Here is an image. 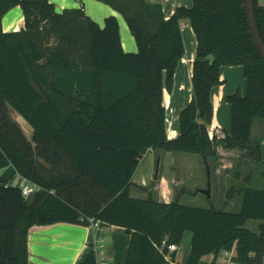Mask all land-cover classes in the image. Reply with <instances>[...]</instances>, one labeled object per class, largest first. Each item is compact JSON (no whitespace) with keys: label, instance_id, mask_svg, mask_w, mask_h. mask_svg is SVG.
<instances>
[{"label":"trees","instance_id":"obj_1","mask_svg":"<svg viewBox=\"0 0 264 264\" xmlns=\"http://www.w3.org/2000/svg\"><path fill=\"white\" fill-rule=\"evenodd\" d=\"M121 12L137 42L125 51L119 20L104 26L84 7L56 10L51 0H0V264H29L28 234L35 225L69 222L117 225L131 235L125 264H172L164 241L180 246L192 235L184 264H215L235 249L239 264H264V188L231 186L239 208L167 203L152 193L131 194L133 176L149 149L200 154L208 173L219 148L241 149L262 162L254 120L264 119V59L250 33L244 0H193L166 17L146 0H100ZM264 41V7L254 0ZM20 5L25 27L4 31L2 20ZM196 37L193 97L169 138L164 89L171 90L185 55L182 21ZM224 65H241L247 93L227 97L232 127L211 137L213 95ZM33 127L30 140L10 108ZM40 187L24 196L15 174ZM210 174V173H209ZM250 180V177L247 178ZM262 221L259 232L246 226ZM213 254L212 261H204ZM77 264H98L94 248Z\"/></svg>","mask_w":264,"mask_h":264},{"label":"crops","instance_id":"obj_2","mask_svg":"<svg viewBox=\"0 0 264 264\" xmlns=\"http://www.w3.org/2000/svg\"><path fill=\"white\" fill-rule=\"evenodd\" d=\"M146 1L152 4H161L167 18L173 15L180 6H193V0ZM51 2L55 4L56 10L59 12L65 8L83 6L86 13L102 27L105 24L106 17L115 15L119 20L121 40L125 51H137L136 39L124 15L112 5L100 0H51ZM259 4L264 7V0H259ZM2 25L4 31L20 30L25 27V17L20 5H17L6 13L3 17ZM182 29L186 52L177 66L172 89H164V104L167 111L169 138H175L179 135L180 112L193 97L192 74L197 49V37L189 20L182 21ZM220 80L222 83L214 89V116L210 127V134L211 136L216 134L223 137L232 127V108L227 97L238 88L241 89L243 94H246L247 78L241 65H224L221 68ZM14 119L18 123H21L16 118ZM30 132L32 136L34 133L33 128ZM263 134L264 121L258 120L257 122L255 119L252 135L254 141L261 142L264 161V141H261L262 136L264 138ZM27 136L31 137L28 134ZM219 156L221 159L223 156H230L231 158L242 157L240 161L241 166L238 170L239 173H235V178L238 179L239 177L240 181L245 179L246 175L250 173L243 171V169H246V164L251 160L252 162L255 161L253 158L245 156L244 152L238 148L224 149L220 147ZM182 162L173 151L147 150L141 158L139 167L133 176L134 184L131 188V194L134 197L147 198L149 193H152L159 201L171 202L176 198V189L184 185L189 186V181L180 180L178 175L174 177L168 176L163 170L175 169L176 172L182 167ZM225 165H230V163H226ZM9 170L11 173L14 171L15 174L13 166H9ZM250 171H252L251 168ZM2 175L9 178L3 172ZM15 177L19 178L20 176L16 175ZM250 182L249 180L248 184ZM248 184H239V186L242 187ZM239 205L240 199H237L236 209L239 208ZM261 223L262 221L260 220V225ZM130 238L131 235L125 232V228L117 225L103 226L100 223V231H96L91 224L56 222L49 225H35L30 228L28 234L29 264H77L86 257L91 248L97 251L98 262L106 260L109 264H125ZM122 239L126 241L124 242ZM223 253L225 255V251ZM177 255L176 252V260L173 264H182L177 261ZM212 260L208 259L204 261L210 262Z\"/></svg>","mask_w":264,"mask_h":264},{"label":"rangeland","instance_id":"obj_3","mask_svg":"<svg viewBox=\"0 0 264 264\" xmlns=\"http://www.w3.org/2000/svg\"><path fill=\"white\" fill-rule=\"evenodd\" d=\"M10 116L13 119L16 118L17 120H19L23 125L22 127L21 123H19L23 132H26L29 136H31L30 130L33 127L20 113H18L13 108H10ZM258 120L264 121V119L261 118L256 119L257 122ZM28 138L32 140L33 135ZM261 141H264L263 136L261 138ZM175 154L176 156H178V159H181V161H183L182 167L176 172L175 169H168L167 171L163 170V172H165L168 176L174 177L175 175H178L180 177V180L182 181H189V186L184 185L182 187H179L175 191L177 192L176 197H178L180 203L203 208H211L212 206H214L218 209L235 210L237 207V199L239 200L240 198L236 196L231 200L227 199L226 193L231 186L240 187L239 184H248L249 181L247 180V178L250 177L251 182L248 185L253 187L264 188V161H254V163L251 160L250 162H248L246 164V169H243V171L245 173H250L246 175L247 177L245 176V179L240 181L239 177L238 179L235 178V173H239L238 170L241 166L240 161L242 157L231 158L230 156H223V158L221 159L219 156L218 159H209V164L211 168L209 174L207 170V165L200 154L187 152H175ZM226 163H230V165H225ZM250 168L252 171H250ZM3 173L5 174V176L8 175L9 177H12L14 175V171L13 173H11L9 167L5 168L3 170ZM15 183L17 184L16 181ZM208 189H210L209 194L206 193ZM246 226L255 232H259L260 220L249 219L246 223ZM191 238V233L187 232L183 243L179 246V250L177 251V261L179 263L184 264L187 259L190 250ZM122 241L125 242L126 240L122 239ZM208 259H213V254L204 256V260ZM224 259V253L220 252L215 264H225ZM175 260L176 259L174 257V261ZM173 263L174 262H172V264Z\"/></svg>","mask_w":264,"mask_h":264},{"label":"built area","instance_id":"obj_4","mask_svg":"<svg viewBox=\"0 0 264 264\" xmlns=\"http://www.w3.org/2000/svg\"><path fill=\"white\" fill-rule=\"evenodd\" d=\"M211 137H213V136H211ZM218 137H221V136H218ZM15 181L22 188V192H23L24 196H30L34 192L40 190V187L37 184H34L33 182H31L25 178H22L21 176L19 178L15 177ZM90 221H91V225L95 228V230L100 231V221L96 220L94 218H91ZM164 248H167V250H168V252L166 254V258L168 260H172L171 254L173 252H177L179 250V246L177 244H167L166 241L163 242V244L161 246V250H163ZM224 256H225V259H224L225 264H239L234 259V257H235L234 249L231 251H225ZM98 264H109V262L106 260H102V261L98 262Z\"/></svg>","mask_w":264,"mask_h":264},{"label":"water","instance_id":"obj_5","mask_svg":"<svg viewBox=\"0 0 264 264\" xmlns=\"http://www.w3.org/2000/svg\"><path fill=\"white\" fill-rule=\"evenodd\" d=\"M245 12L248 18V23L250 27V33L253 37V40L264 59V41L261 37L256 17H255V3L254 0H244ZM206 193H210V189L206 191Z\"/></svg>","mask_w":264,"mask_h":264},{"label":"bare ground","instance_id":"obj_6","mask_svg":"<svg viewBox=\"0 0 264 264\" xmlns=\"http://www.w3.org/2000/svg\"><path fill=\"white\" fill-rule=\"evenodd\" d=\"M13 25V24H12ZM17 26V25H16ZM19 26V25H18ZM19 29V28H18Z\"/></svg>","mask_w":264,"mask_h":264}]
</instances>
